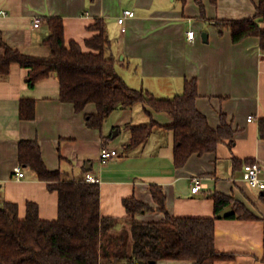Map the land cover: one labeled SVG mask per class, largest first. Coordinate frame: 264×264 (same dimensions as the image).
Masks as SVG:
<instances>
[{
	"label": "crops",
	"instance_id": "obj_1",
	"mask_svg": "<svg viewBox=\"0 0 264 264\" xmlns=\"http://www.w3.org/2000/svg\"><path fill=\"white\" fill-rule=\"evenodd\" d=\"M261 1L218 0L214 5L203 0V15L195 0H0V11L6 12L0 14V57L6 51L3 43L31 56H48L43 41L49 35L50 17L62 18L66 40L76 41L87 51L86 40L96 34L89 27L101 18L108 25L118 72L130 87L167 99L183 93L186 80L196 79L197 107L210 125L217 129L225 114L238 130L233 148L221 144L215 153L193 155L177 168L175 137L169 128L173 119L168 114L137 104L116 110L101 129H93L87 125V116L97 113L95 105L77 112L73 104L62 101L57 73L29 87L30 70L15 63L8 75H0V205L17 204L24 219L32 202L38 205L41 219H58V193L19 164V142L35 140L47 167L61 171L64 179L85 180L87 174L99 179L101 213L117 220L118 234L131 233L124 206L127 198L135 197L151 207L135 216L138 222L165 218L154 200V185L164 189L166 209L175 217L214 218L211 195L220 192L233 197L257 219H217L216 249L234 258L215 264H264V189L244 180L247 161L260 163L264 179V139L259 134V121L264 119V51L258 37L235 44L230 28L221 31L218 26L253 18ZM125 10H133L135 16L127 19L123 33L118 18ZM37 18L43 22L40 28L34 26ZM260 27L264 29V23ZM191 30L196 31L193 41L188 37ZM22 99L35 101L33 120L21 118ZM251 116L254 120L249 122ZM152 118L159 126L147 142L128 150L130 127ZM105 148L117 150L119 156L104 165ZM17 167L23 168L25 178L16 179ZM197 177L202 178L203 187L195 195L192 187ZM157 264L191 263L162 260Z\"/></svg>",
	"mask_w": 264,
	"mask_h": 264
},
{
	"label": "trees",
	"instance_id": "obj_2",
	"mask_svg": "<svg viewBox=\"0 0 264 264\" xmlns=\"http://www.w3.org/2000/svg\"><path fill=\"white\" fill-rule=\"evenodd\" d=\"M184 3L187 0H182ZM217 5L218 0H210ZM205 14L203 0H195ZM253 18L218 23L221 31L230 28L232 41L238 44L249 37L260 39L264 51V0L256 7ZM49 35L43 41L49 54L36 57L25 54L5 43V55L0 57V75L6 76L12 64L30 70L29 87L57 73L60 98L83 112L89 104L97 113L87 116V125L101 129L105 121L118 109L137 104L153 111L166 113L173 119L169 127L174 132V165L184 167L193 155L215 153L221 144L233 148L238 130L221 114V124L214 129L197 107L199 98L196 79L186 80L184 91L173 98L161 99L150 92L130 87L117 69L118 59L112 53L113 42L108 25L98 18L89 27L96 34L86 40V48L76 41H67L64 20L48 19ZM35 101L22 99L21 118H35ZM152 117V112L148 111ZM159 124L152 118L149 123L132 126L128 150L147 142ZM260 138L264 139V119L259 121ZM19 164L37 173L59 195L57 220L41 219L36 203L27 204V215L19 216L17 204L0 205V264H157L162 260L185 261L191 264H215L234 258L216 249L215 226L218 215L227 208L233 213L226 219L254 220L257 217L243 203L220 192L211 195L215 202V217H175L166 209V196L161 186L151 191L165 218L159 222H138L137 214L149 212L151 207L135 197L124 200L131 233H116L117 220L101 213L100 184L84 180L69 181L61 171L50 170L35 140L19 142ZM237 162V161H236ZM247 161L244 165L252 163Z\"/></svg>",
	"mask_w": 264,
	"mask_h": 264
},
{
	"label": "built area",
	"instance_id": "obj_3",
	"mask_svg": "<svg viewBox=\"0 0 264 264\" xmlns=\"http://www.w3.org/2000/svg\"><path fill=\"white\" fill-rule=\"evenodd\" d=\"M1 15H6L5 11H0ZM135 16V12L133 10H125L122 14V16H120L118 18V23L119 25L122 26V32L125 33L126 32V22L128 18H133ZM43 22L42 19L37 18L35 20V24L34 26L36 28H40L42 26ZM188 37L190 40H195L196 37V31L191 30L188 32ZM254 120L253 116L249 117V122H252ZM118 151L114 150V149H103L102 153H101V159H102V163L105 165L110 159L114 158V157H118ZM263 169L262 166L260 165L259 162H252V163H248L245 165L244 167V180L251 186L254 188H258V189H264V179L261 177V173H262ZM15 176L16 179L20 180L26 177V173L24 172L22 167H17L15 169ZM87 183H91V184H97L99 183V179H97L94 175L92 174H87L85 180ZM194 184L192 187V193L195 195H198L201 193L202 191V178H195L193 180ZM138 264V263H137Z\"/></svg>",
	"mask_w": 264,
	"mask_h": 264
},
{
	"label": "water",
	"instance_id": "obj_4",
	"mask_svg": "<svg viewBox=\"0 0 264 264\" xmlns=\"http://www.w3.org/2000/svg\"><path fill=\"white\" fill-rule=\"evenodd\" d=\"M203 37L205 41L208 40L207 34H204ZM117 134H118V131H116L114 135L116 136ZM232 213H233V209L227 208L224 211H222L217 217L218 219L226 218V217H229Z\"/></svg>",
	"mask_w": 264,
	"mask_h": 264
},
{
	"label": "rangeland",
	"instance_id": "obj_5",
	"mask_svg": "<svg viewBox=\"0 0 264 264\" xmlns=\"http://www.w3.org/2000/svg\"><path fill=\"white\" fill-rule=\"evenodd\" d=\"M172 1V0H171ZM178 4H179V2H177ZM114 133H115V131H114Z\"/></svg>",
	"mask_w": 264,
	"mask_h": 264
}]
</instances>
